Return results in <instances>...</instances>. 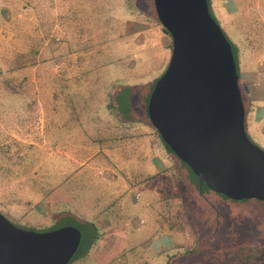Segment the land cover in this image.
<instances>
[{"label": "rangeland", "instance_id": "obj_1", "mask_svg": "<svg viewBox=\"0 0 264 264\" xmlns=\"http://www.w3.org/2000/svg\"><path fill=\"white\" fill-rule=\"evenodd\" d=\"M243 2L230 8L221 0L212 14L236 48L245 98H262L264 0ZM171 47L136 0H0V213L37 232L80 230L83 246L68 264H168L195 252L206 234H231L228 220L247 219L264 243V203L228 205L207 191L210 226V209L193 195L196 177L181 162L178 173L143 119ZM258 106L246 133L264 150ZM82 221L93 222L96 240ZM109 234L124 242L113 245ZM205 249L207 260L196 256L194 264H251V257L264 264V249L235 262Z\"/></svg>", "mask_w": 264, "mask_h": 264}, {"label": "water", "instance_id": "obj_2", "mask_svg": "<svg viewBox=\"0 0 264 264\" xmlns=\"http://www.w3.org/2000/svg\"><path fill=\"white\" fill-rule=\"evenodd\" d=\"M171 37L167 68L147 101L163 142L211 191L264 202V150L245 129V110L230 42L207 0H153ZM81 232L73 226L37 232L0 213V264H68Z\"/></svg>", "mask_w": 264, "mask_h": 264}, {"label": "trees", "instance_id": "obj_3", "mask_svg": "<svg viewBox=\"0 0 264 264\" xmlns=\"http://www.w3.org/2000/svg\"><path fill=\"white\" fill-rule=\"evenodd\" d=\"M207 2H208L209 12L212 15V17L216 20V18L213 16L212 11L210 9L209 0H207ZM136 9L138 10V12L143 13L146 16H149V17L154 18L157 21V23L161 25V23L158 20V17H157V14L155 12V9H154V2H153V0H136ZM161 29H162V31L166 35L170 36L169 33H168V31H167V29H165L162 25H161ZM227 40H228V38H227ZM230 44H231V48H232V53H233L234 61H235V64H236V69H237V74H238V83H239V87H240V91H241V97H242V101H243V105H244L245 114H246V110L248 108V99H249V97L248 98H245V96H244V94H247V91H246V88L244 86H242L240 84V82H239V68H238V64H237L236 48H235V46L231 42H230ZM125 105L127 107L128 104L125 102ZM146 108H147V105H146ZM146 113H147V110H146ZM143 119H146L148 121V123L152 126V124L149 121L148 115H146V117L143 118ZM153 129H154V127H153ZM155 132L157 133L158 137L160 138L161 143L165 147V150L167 151V153L169 154V156L172 158V160L175 162V164H176L175 166H177L178 173L179 174H182V171L181 172L179 171V166L177 165V163L180 164V162H181L184 165H186V164L184 162H182L170 150V148L163 142V140L161 139V137H160L159 133L157 132V130H155ZM188 169L190 170L189 167H188ZM196 179H197V177L195 178V181H196ZM195 181H194L195 187H194L193 195H194V197L197 196V199L199 198L201 200V202L204 203L206 206H208V208L210 209L211 221H210V224L208 223L210 226L214 225V223H215V209L212 208V206H211L212 203L209 201V198H208V196L206 194L207 191L214 193L215 196H218L220 198L226 199L227 202H228V205L231 204V203H234V204L240 203L242 201H251V200L259 201L257 199L232 200V199L227 198L223 194L215 193V192L211 191L205 184H202V192L199 193L198 182H195ZM185 182H186V184L188 183L186 177H185ZM187 189L189 191L188 185H187ZM187 195H190V193L187 192ZM259 202H262V201H259ZM215 207H216V205H215ZM230 207H231V205H230ZM232 207H231V210H234V209H232ZM63 212L69 213L74 218H77L75 216V214L72 213L69 210L62 211L61 213H63ZM238 212H240V211H234L233 214H236ZM228 222H230V223H227V224H229L231 226L232 225L235 226L234 230L233 231L231 230V234H228L227 233L228 231L226 232L224 230H222L221 232H219L218 233V236H216V237L212 236L211 234H206V235H204L205 237L201 241V243L199 245V248L197 250H195V252L197 253V255H195L194 254L195 252H193L192 254L189 253V254H184V255H181V256H173V257H171L169 259V263L168 264H194V260L196 259L195 258L196 256H197V258H199L198 259L199 262L202 263V262H204V261L207 260V258L205 257L206 254L203 253L202 250H201L202 247L207 248V249H210V252L211 253H214V258H217V259H219L221 261L227 260V257L226 256H227V254L230 253L233 262L237 261V259H241L242 260L248 254L249 255H251V254L257 255L259 249L260 250H263L264 249V243H261V242H260L261 244H258L257 243V241L260 240V239L255 234L254 229L253 228H250L251 227V226H249V225H251V223H249L250 221L247 222V219H246V220H243L241 222H236V221H232V220L231 221L228 220ZM82 223H85L86 225H88L91 228V231H89V235H91L89 239H91L92 241L96 240L98 238V235L99 234H98V231L96 230L93 222H86V221L83 222L82 221ZM252 229H253V232H254L252 234L253 236L251 235V232H250ZM84 234L87 235V233H85V232H84ZM82 238H85V235L83 237L82 236V232H81L80 244H79V246H78V248H77V250H76L75 253H77L78 252V249H80L83 246V245H81ZM84 244H87V241H86V243L84 242ZM207 249H205V250L208 252ZM84 251L86 252V249ZM198 260L196 259V261H198ZM249 260H250V263L251 264H257V259H255L254 257L249 258Z\"/></svg>", "mask_w": 264, "mask_h": 264}, {"label": "crops", "instance_id": "obj_4", "mask_svg": "<svg viewBox=\"0 0 264 264\" xmlns=\"http://www.w3.org/2000/svg\"><path fill=\"white\" fill-rule=\"evenodd\" d=\"M225 1L227 3V6L228 7L233 8L234 5H232V4L236 0H225ZM252 1H254V0H244L243 3H239L238 5L240 7L242 4H248V3H251ZM261 1H263V0H259V2H261ZM209 5H210V8H211L212 12L213 11H216L217 12V9L219 8V6L221 7V0H209ZM258 94H263V92H260ZM255 104L256 105H261V106H258L257 108L259 109V107H260L262 109V111H263L264 110V106H263V104H264V97H262V98L261 97H255V96L254 97H251V98L249 97V99H248V108H247L246 114H245V128H246V131H247V127H246L247 121H246V118L249 115V111L252 110V109L254 110ZM256 116H257L256 118H259V119H257L259 121L261 118L264 117V113L263 112L260 113V114L258 113V115L256 114ZM251 129H253V124H252ZM97 226L99 228H101V229L104 227L103 224H102V222H101V220L100 221H97ZM108 237H109L108 238L109 240L111 239V243H113V245L116 244V243L118 244V243L124 242V240L118 234H109ZM108 239L106 238L104 240H99V242H100V244L101 243H105L106 241H108ZM119 248H121V247H119ZM92 256H91V258H92ZM93 264H99V259L95 260Z\"/></svg>", "mask_w": 264, "mask_h": 264}]
</instances>
